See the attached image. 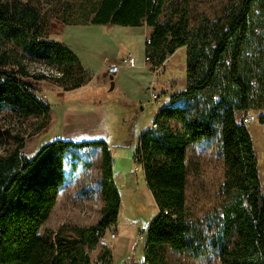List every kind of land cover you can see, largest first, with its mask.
Segmentation results:
<instances>
[{
	"label": "trees",
	"instance_id": "trees-1",
	"mask_svg": "<svg viewBox=\"0 0 264 264\" xmlns=\"http://www.w3.org/2000/svg\"><path fill=\"white\" fill-rule=\"evenodd\" d=\"M47 4L64 24L148 26L144 56L152 65L179 48L186 51L184 87L170 92L168 102L156 109V129L142 132L133 154L158 211L145 230L142 256L137 258L132 250L123 264H177L170 254H190L200 241L199 227L206 220L192 218L187 208V151L190 145L214 140L222 163L217 192L221 200L213 222L218 236L209 244L217 249L219 264H264V194L258 157L243 122L244 115L254 112L264 123V60L257 63L249 56L264 53L263 43L253 39L259 26L255 19H264V0H232L222 17L194 25L186 6L176 0ZM167 11L169 17L161 21ZM47 29L40 0H0V264H93L90 250L117 224L120 195L106 141L56 138L31 156L21 152L23 134L12 124L34 117L40 131L48 124L50 110L28 77L72 90L92 76L64 43L48 38ZM39 65L59 76L36 72ZM91 146L102 153L99 219L41 232L64 180L66 151ZM110 259V249L103 244L97 260L111 264Z\"/></svg>",
	"mask_w": 264,
	"mask_h": 264
},
{
	"label": "rangeland",
	"instance_id": "rangeland-1",
	"mask_svg": "<svg viewBox=\"0 0 264 264\" xmlns=\"http://www.w3.org/2000/svg\"><path fill=\"white\" fill-rule=\"evenodd\" d=\"M40 1L48 24V38L64 43L90 73L95 72L99 76L103 72V66L105 69L107 61L114 63L120 61L118 57L111 55H106L110 57L108 60L103 59L102 47H97V43L108 38L113 42L118 40L119 43L109 44L107 47L109 51L115 52L118 47L124 48L133 55L136 62L138 61L135 62L138 67L134 70L120 69L113 77L112 88L109 82L104 83L106 86H99L95 82L88 88L92 89L89 92L88 89L81 92L67 91L54 81L28 77V80L40 90L42 99L51 106L49 122L40 131H36L37 121L34 117L21 125L12 124L23 134L21 152L27 156H31L38 146L56 138L106 141L108 153L112 157L113 182L120 195L119 213L117 226L109 227L105 232V241L101 240L90 250L89 255L93 264H101L97 256L102 245L106 243L111 252V264H123L125 256L132 250L137 258L142 256L145 230L158 211L146 186L143 171L140 165L135 163L133 154L140 135L153 123L156 109L168 102L170 92H176L184 87L186 51L185 48H179L159 65H152L143 59L144 40L148 33H144L143 40L140 27L109 24L66 25L56 19V12L50 9L47 0ZM231 1L176 0L177 4L186 6L192 25L199 20L206 24L222 17ZM255 11L258 13L259 8ZM168 17L169 11L164 12L160 20ZM255 20L259 26L255 27L253 39L264 45L263 16L259 15ZM128 31L135 36L123 40L119 35H112L114 32ZM127 51L122 55H126ZM249 56L250 60L257 63L264 60V53L253 51ZM35 68L41 69L39 66ZM247 129L254 151L258 155L261 178L264 171V123L259 120L252 121L247 124ZM215 148L214 140L207 145L203 143L190 145L187 151V208L192 218L206 221L200 224L201 238L193 244L190 254L184 256L170 254L172 261L177 264H219L217 249L209 244L212 236H218L213 222L220 215L221 200L217 192L221 182L222 163L215 155ZM101 164L102 153L98 147L69 148L66 151L64 180L58 187L55 205L49 218L41 226V232L45 229L55 231L62 224L86 226L99 219L103 203L100 184ZM210 224L212 229L208 230ZM120 229L126 230V233H121ZM132 230L134 235L131 239ZM110 231L117 233L116 238H110ZM141 231L143 234L140 237Z\"/></svg>",
	"mask_w": 264,
	"mask_h": 264
},
{
	"label": "crops",
	"instance_id": "crops-1",
	"mask_svg": "<svg viewBox=\"0 0 264 264\" xmlns=\"http://www.w3.org/2000/svg\"><path fill=\"white\" fill-rule=\"evenodd\" d=\"M66 25H70V24H66ZM86 25H91V24H86ZM94 25H96V24H94ZM98 25H106V24H98ZM109 25H118V24H109ZM119 26H123V27H128V25H119ZM137 27H140L141 28V30H142V36L144 35V33L145 32H147L148 33V35H149V33H150V28L148 27V26H146V25H138ZM113 34H116V35H119V37L120 38H122L123 40L125 39V38H128V37H133V36H135V34H133V33H131V32H117V33H112V35ZM109 39V40H108ZM108 39H104L105 41H102V42H98L97 43V47H102V50L101 51H103L102 53H101V55L103 56V59H107L108 60V58H110V57H107L106 55H111V56H113V57H118L119 59H121L122 58V54L124 53V52H126L125 50H124V48L123 49H120L119 47L118 48H116V50H115V52H111V51H109L108 49H107V47H108V45L109 44H114V43H116V45H119V43H118V40H116L115 42H113V40L112 39H110V38H108ZM106 40H108V42H106ZM110 40L112 41V43H109L110 42ZM143 40H144V36H143ZM145 44V43H144ZM145 46V45H144ZM107 49V50H106ZM74 53V52H73ZM105 53V54H104ZM75 54V53H74ZM127 54H130L131 56H132V58L134 59V57H133V55L131 54V53H129V51H127ZM76 55V54H75ZM77 57V56H76ZM143 59H144V51H143ZM79 60V59H78ZM134 61L136 62V60L134 59ZM80 62V61H79ZM138 62V61H137ZM136 62V63H137ZM109 63H114V61H107L106 62V64H109ZM105 65V64H104ZM83 67H84V65H82ZM135 67H138V66H136L135 64H134V66H129V67H124V68H120V69H128V70H134L135 69ZM103 70V72H102V74H100L99 76L95 73V72H92V76H91V79L87 82V83H85V84H82L81 86H79L78 88H75V89H72V90H67V91H73V90H79L80 92L81 91H83V90H86V89H88L89 87H90V85H92V83L93 84H95V82H97V84L99 85V86H106L104 83L106 82V84L109 82H111V79H110V77H111V75H107L106 74V71H105V69H104V66H103V68H102ZM120 69H119V71H120ZM119 71L116 73V74H118L119 73ZM116 74H114V75H112V80H113V77L116 75ZM92 90V89H91ZM91 90H89L88 89V92L89 91H91ZM87 92V93H88ZM50 105V104H49ZM50 108H51V106H50ZM49 114H50V110H49ZM48 118H49V116H48ZM48 122H49V119H48ZM91 147H94V146H91ZM98 148H100V147H98ZM261 154H262V152H261ZM256 155H257V153H256ZM257 157H258V155H257ZM115 226H117V224L115 225ZM136 228V227H135ZM108 231V230H107ZM120 232L121 233H126V230H121L120 229ZM134 234H133V230L131 231V239H132V236H133ZM105 239V234L103 235V237L99 240V242H101V240H103V241H105L104 240ZM105 243V242H104ZM106 244V243H105Z\"/></svg>",
	"mask_w": 264,
	"mask_h": 264
},
{
	"label": "built area",
	"instance_id": "built-area-1",
	"mask_svg": "<svg viewBox=\"0 0 264 264\" xmlns=\"http://www.w3.org/2000/svg\"><path fill=\"white\" fill-rule=\"evenodd\" d=\"M148 36L146 37V39L144 40L145 42H148ZM144 61H149L148 57L144 56ZM135 61L132 58V56L130 54H126L124 55L119 62L116 63H109L106 65L105 67V71L107 75H114L116 74L119 69L121 67H129V66H134ZM39 67L41 68L40 70H37V72H41L42 74H45L47 77H55V76H59V73H57L55 70L52 69H48L43 65H39ZM153 96V95H152ZM153 99L155 100V96H153ZM156 101V100H155ZM263 112H264V107H263ZM257 120V116L254 112H248L246 115L243 116V122L246 124L251 123L252 121ZM148 129L151 130H155L156 129V124L152 123ZM261 186H262V190H263V194H264V171H263V175H261ZM116 232L115 231H110L109 235L111 239L116 238ZM143 231H141V235L142 236Z\"/></svg>",
	"mask_w": 264,
	"mask_h": 264
},
{
	"label": "water",
	"instance_id": "water-1",
	"mask_svg": "<svg viewBox=\"0 0 264 264\" xmlns=\"http://www.w3.org/2000/svg\"><path fill=\"white\" fill-rule=\"evenodd\" d=\"M110 79H111V82H110V88H112V87H113L112 75H111ZM113 161H114V160H113Z\"/></svg>",
	"mask_w": 264,
	"mask_h": 264
}]
</instances>
